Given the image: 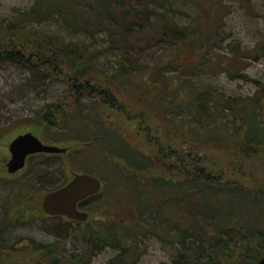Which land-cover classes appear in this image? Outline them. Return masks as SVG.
I'll list each match as a JSON object with an SVG mask.
<instances>
[{
  "label": "trees",
  "instance_id": "16d2710c",
  "mask_svg": "<svg viewBox=\"0 0 264 264\" xmlns=\"http://www.w3.org/2000/svg\"><path fill=\"white\" fill-rule=\"evenodd\" d=\"M163 1L40 0L18 11L12 20L0 21V65L39 73L48 80L67 79L68 89L62 99L43 105L34 118H25L23 122L42 127L44 134L52 127L65 126L68 133L60 137L46 134L44 140L49 144L86 143L84 149L73 155L75 163L81 162L80 167L74 170L77 165L69 160L68 163L73 172L92 174L102 182L97 195L79 204L83 210H91V203L99 200L92 212L94 218L83 223L65 219L68 239L74 230L82 234L83 252L67 259L61 256L64 243L42 245L37 264H88L107 248L117 252L111 264H135L144 252L143 241L150 237L177 246L173 264H257L264 255V186H242L225 171L208 165L214 159L208 150L221 155L239 150L264 157V85L252 96L236 98L213 94L200 82L163 79L162 83L169 84L164 85L162 116L171 119L172 114L166 111L183 106H190L196 113L188 122L169 121L173 127L169 146L157 142L154 149L145 145L138 150L109 122L102 123L104 108L117 105L113 85H128L133 77L149 69L131 52L140 43L146 40L170 47L179 45V52L182 45H187L199 53L221 41L225 13L218 0L200 2L202 20L197 23L196 34L188 40L183 39L186 28L179 26L167 11L157 10ZM45 22L62 24L59 28L66 26L83 38L93 36L94 30L115 32L124 55L111 63L114 73L108 76L99 70L83 42L34 27ZM238 48L233 46L232 55H225L222 60L215 56L205 58L203 53L197 65L200 70L246 78L241 74L245 66H237L247 58V53ZM181 58V53H176L167 64L181 66L184 63ZM179 71L180 76L185 73ZM86 97L96 98L93 106L99 114L91 112L87 118H71L72 113L83 109ZM2 109L0 99V112ZM91 120L97 121L99 127L88 129L86 125ZM7 122V118H0V140L8 126L16 123ZM93 152L96 158L91 155ZM82 157L88 159L82 162ZM157 160L169 162L180 177H144L138 173L153 168ZM15 183V199L32 202L38 190L35 179L21 175ZM32 204L31 218L44 219L46 215L42 216L36 203ZM13 209L5 211L1 230H6L5 226L18 217L21 222L26 219V210L13 212ZM99 210L106 217L96 213ZM4 251L0 250V264H14Z\"/></svg>",
  "mask_w": 264,
  "mask_h": 264
},
{
  "label": "rangeland",
  "instance_id": "374dc122",
  "mask_svg": "<svg viewBox=\"0 0 264 264\" xmlns=\"http://www.w3.org/2000/svg\"><path fill=\"white\" fill-rule=\"evenodd\" d=\"M39 1L0 0V21L12 20L14 15L17 16L18 11H24ZM202 1L170 0V3L163 1V6H158L157 10L159 12L167 11L179 26L186 28L183 39L188 40L196 34L197 23L202 20V14L200 15V8H202L200 2ZM218 4L223 7L222 10L225 13L224 25L220 29L222 37L221 41L210 50L205 51L204 49L197 53L195 52L196 48L182 45L184 47L179 52L181 49L179 45L170 47L158 41L146 40L132 49L131 52L149 69L147 72L139 73L138 76L133 77L132 82L128 85H113L117 105L113 108H104L105 119L102 123L106 125L109 122L136 149L140 150L145 145H150L154 149L153 144L157 142L163 146H169L173 138V127L169 121L175 119L178 123L188 122L196 114L190 106H183L175 107L173 111H166L167 114H172L171 119H165L162 116L164 113L163 97L166 96L164 85L169 84L168 82L162 83L163 79L175 82L183 80L191 83L200 82L207 85L213 94L236 98L252 96L258 91L259 86L264 85V0H218ZM60 25L62 24L45 22L34 27L48 34L57 33L65 38L83 42L88 46L87 50L93 57L92 61L99 70L108 76L114 73L110 68L111 63L118 62L124 55L123 45L116 41L115 32L111 34L102 29L94 30L93 36L83 38L77 36L80 35L76 34L77 31L69 30L66 26L61 29ZM233 46H238L240 51L247 53V58L241 60V64L237 66L238 68L245 66V69L241 70V74H244L246 78H231L226 73H218L217 70L209 72L208 69H199L197 63L202 59L203 53L205 58L215 56L222 60L225 55H232ZM176 53H181V60L184 63L181 66L168 65V60L173 58ZM180 69L181 71L185 70L181 76ZM156 79L157 82H155ZM66 81L65 77L48 80L39 73L0 65V99L3 101L0 118L2 120L7 118L8 124L11 123V120L16 121L8 126L4 137L0 140V224L8 208L14 207L13 212L26 210L27 213L24 221L21 222L18 217L12 220L10 226H5L6 230L0 229L2 232H0V250H5L4 253L9 255L10 262L14 264H37L41 256L38 249L42 245L64 243L61 256L67 259L79 256L85 248L84 238L77 230L72 231L71 237L67 238L66 218H47L45 216L44 219H37L31 218V213L33 211L32 203H36L44 216L41 208L43 196L49 191L64 186L72 179L73 173H82L73 172L80 167L78 164L81 163H75L73 155L76 151L84 149L86 143L62 141V143L52 144L67 148V152L65 154H34L28 157L25 167L15 174L8 173L6 168V164L11 158L8 147L17 136L30 132L43 143L49 144L44 140L47 133L44 134L42 127L24 123L23 119L34 118L35 112L40 107L62 99L68 89ZM95 99L84 98L83 109L80 112L72 113L70 117L87 118L91 112L97 114L98 111L93 106ZM86 127L93 130L99 125L97 121L91 120ZM65 132L68 133L65 126H55L51 128L47 137H60ZM208 153L209 156H214V159L209 162V166L225 171L230 177L240 181L242 186L248 188L264 186V157L259 158L254 154L241 153L239 150L228 154L222 152V155L210 150ZM91 155L95 156L96 153L93 152ZM82 159L84 162L88 158L82 157ZM68 160L77 165L73 171ZM138 173L144 177H180L178 170L173 168L169 162L161 160H157L153 168ZM21 175L33 177L37 184L36 196L30 203L26 198L15 199L17 193L15 181ZM97 202L99 200L91 203V210H82L89 214L88 220L94 218L92 212L94 213V210L97 209V205H99ZM100 209L103 210V208ZM102 210L96 213L106 217L103 214L105 210ZM96 216L99 217V215ZM143 247L144 252L135 264H173L177 259L175 244L159 242L150 237L143 241ZM116 253L115 250L107 248L93 256L88 264H111Z\"/></svg>",
  "mask_w": 264,
  "mask_h": 264
},
{
  "label": "water",
  "instance_id": "95a60500",
  "mask_svg": "<svg viewBox=\"0 0 264 264\" xmlns=\"http://www.w3.org/2000/svg\"><path fill=\"white\" fill-rule=\"evenodd\" d=\"M11 158L6 164L8 173L21 171L26 159L34 154H65L67 148L43 143L32 133L17 136L8 147ZM102 189L101 180L89 173H73L64 186L47 192L41 201L46 216L64 217L70 221L85 222L89 214L78 208V203L97 195ZM257 264H264V255Z\"/></svg>",
  "mask_w": 264,
  "mask_h": 264
},
{
  "label": "flooded vegetation",
  "instance_id": "af4514ba",
  "mask_svg": "<svg viewBox=\"0 0 264 264\" xmlns=\"http://www.w3.org/2000/svg\"><path fill=\"white\" fill-rule=\"evenodd\" d=\"M32 156V155H31ZM30 157V156H29ZM28 159V158H27ZM27 159H26V161H27ZM86 200V199H85ZM85 200H83V201H85ZM82 202V201H81ZM81 202H79L78 203V208L80 209V210H83L81 207H79V204L81 203Z\"/></svg>",
  "mask_w": 264,
  "mask_h": 264
}]
</instances>
